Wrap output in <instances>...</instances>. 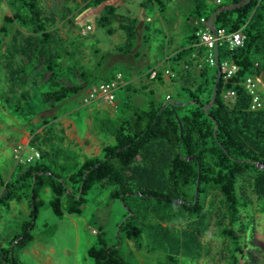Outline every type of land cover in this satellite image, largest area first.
I'll use <instances>...</instances> for the list:
<instances>
[{"label":"trees","instance_id":"trees-1","mask_svg":"<svg viewBox=\"0 0 264 264\" xmlns=\"http://www.w3.org/2000/svg\"><path fill=\"white\" fill-rule=\"evenodd\" d=\"M64 1L63 7L55 4L46 9L43 0H9L8 5L15 11L4 16L0 38L17 24L37 35L44 46L52 45L64 51L58 26L81 3L91 8L104 5L108 14L99 19L103 28L115 15V6L108 4L112 0ZM192 1V16L208 20L218 8L241 0H215L214 5L210 0ZM70 4H75L76 9L69 7ZM142 6L150 11L156 8L159 13L167 10L164 0H148ZM132 23L140 25L136 19ZM150 23L144 25L148 33ZM215 24L228 33L241 30L245 42L233 50L227 43L220 45V60L232 59L239 71L227 82L222 76L215 105L208 114L203 107L211 103L217 73L213 74L209 66L197 70L191 62L199 41V28L192 24L186 44L177 48L170 58L176 77L166 79L160 72L152 83L167 80L179 85L195 108L185 111L182 105H170L173 100L170 95L167 104L158 102L153 91L152 101L147 108H141L130 94L137 95L150 88H138L130 82L123 88L128 94L118 104L116 117L110 114L95 117L94 131L102 136L104 143L98 156L84 157L83 161L60 147L67 137L57 117L47 119L40 132L36 127L30 130L29 144L40 152L41 158L17 165L10 180L0 174V207L11 210L13 202H27L29 207L28 220L20 222L18 231L6 237L0 233V264H24L18 253L33 243L35 224L44 207L51 208L58 218L64 212L82 216L92 194L96 205L107 207L113 201H120L125 210L116 229L117 242L111 244L100 236L98 246L88 250L93 264H132L124 256L130 242L136 250L147 242L150 246L147 254L161 256L158 264H198L204 254L209 255L201 236L205 200L210 191L221 194L226 209L228 223L222 232L230 243L228 264H241L242 258H250L246 264H256L247 239L251 228L255 229L252 226L255 218L245 212L255 204V197L264 213V170L258 167L259 163L264 165V110H251V97L243 83L257 74L264 82V0H252L243 8L219 13ZM128 33L130 38L125 46L118 48L124 55H129L134 45V30ZM46 71L51 81L67 74L64 65L56 61L49 63ZM81 76L85 88L63 86L48 91L40 103L46 106L51 103L50 107L54 108L81 90L114 80L117 74L100 79L87 72H81ZM231 90L236 91L237 97L229 102L224 93ZM31 102L23 92L13 111L21 113ZM47 191L51 193L48 202ZM103 195L106 202L100 198ZM186 215L194 220V225L178 228L175 224ZM151 216L156 219L154 224L146 222Z\"/></svg>","mask_w":264,"mask_h":264},{"label":"rangeland","instance_id":"rangeland-1","mask_svg":"<svg viewBox=\"0 0 264 264\" xmlns=\"http://www.w3.org/2000/svg\"><path fill=\"white\" fill-rule=\"evenodd\" d=\"M8 1L0 3V25L4 16L12 15L15 11ZM147 1L108 2L116 9L115 15L110 17V24L105 28L99 24L100 17L108 14L104 5L91 8L81 3L79 9H76L75 4L68 5L76 11L58 26L64 40V51L52 45L44 46L37 35L17 24L12 25L10 32L1 37L4 41L0 38V174L6 180L13 178L16 166L20 165L15 162V148L19 144H29L30 130L36 127L40 132L43 123L52 117H57L65 128L67 140L60 145L64 151L77 154L81 161L84 157L101 153L104 139L94 131V119L97 115L106 114L116 117L118 103L120 105L128 94L126 90H119L115 106L96 103L93 107L82 105L86 89L56 104L54 108L50 107L51 103L47 106L40 103L41 97L48 91L63 86L85 88L86 82L81 72L93 74L97 79L120 73L138 88H150L137 95L130 94L133 102L141 108H147L152 101L151 91L158 102L167 104L166 97L170 95L173 97L172 102L184 104L181 108L185 111L195 108L196 105L188 102L187 93L181 91L179 85L167 80L161 84L158 81L150 84L147 76V72L154 68L159 72H163L164 68L171 69V55L186 44L191 25L196 20L192 16L194 3L192 0H164L167 10L159 13L156 8L150 11V5L144 9L142 5ZM210 2L211 5L215 4V0ZM55 4L60 7L66 5L64 0H43L46 9ZM133 19L140 25L135 26ZM148 22H151L149 33L144 30ZM87 26H91L92 30L86 31ZM132 30L135 33L134 39L132 37L134 45L131 53L124 55L118 48L125 46L130 38L128 32ZM205 52L202 49V55ZM54 61L63 64L67 74L62 79L51 81L46 66ZM208 68L213 74L217 73V67ZM23 92L29 95L31 105L23 108L21 113H15L13 110L17 106V99ZM28 155L26 153L24 159ZM94 196L90 195V202L82 216L64 212V216L58 218L51 208L44 207L35 224L33 243L20 254L17 252L20 260L24 264H93L88 250L98 246L100 236L115 244L117 226L125 216L124 205L120 201H113L107 207L99 206L92 201ZM100 198L106 202L105 195ZM50 199L51 193L47 191L45 200L48 202ZM253 199L255 204L245 212L255 218L252 225L255 229L251 228L247 236L251 243L248 250L256 259V264H264V213L259 210L256 198ZM205 202L201 241L209 255L204 254L198 264H228L226 257L229 255L230 243L222 232L228 220L222 196L217 191H210ZM0 214V233L6 237L18 231L20 222L28 220L29 207L27 202H13L11 210L0 207ZM146 222L154 224L156 219L151 216ZM175 225L184 229L194 225V220L186 215ZM128 244L124 256L132 264H158L161 256L147 254L150 249L147 242L142 243V248L138 250L131 242ZM248 260L250 258H242L241 264H246Z\"/></svg>","mask_w":264,"mask_h":264},{"label":"built area","instance_id":"built-area-1","mask_svg":"<svg viewBox=\"0 0 264 264\" xmlns=\"http://www.w3.org/2000/svg\"><path fill=\"white\" fill-rule=\"evenodd\" d=\"M220 3V1H218ZM207 20L205 18L196 19L194 25L199 28L197 31L198 43L196 44V49L194 50L191 62L197 68V70L203 69L205 66L216 67L215 59V47L217 41L219 42V47L222 43H227L231 50L242 47L245 42V36L243 32L237 31L234 33H228L225 29H218V37L216 38L212 31L206 28ZM92 27L87 26L86 31H91ZM202 49H205V54L202 55ZM220 66L222 71V76H224L227 82L233 78L239 71V66L232 60H220ZM258 66V64H257ZM186 69H190L186 66ZM159 70L154 68L149 72V79L155 80L159 75ZM163 75L166 79H173L176 77V73L172 69L165 68ZM245 89L251 97L250 108L252 111L264 110V95L263 88L264 82L260 75H253L248 77L243 83ZM128 82L124 79L122 74L118 73L116 78L109 82H103L99 85L87 88L86 97L84 98V104H91L92 102H100L106 105H115L118 99V92L120 89L126 87ZM226 101L232 102L236 100L237 93L234 90L224 93ZM167 100H170V96H167ZM28 153L29 155L24 159V155ZM41 158L40 152L30 146V144H19L15 148V162L18 164H30Z\"/></svg>","mask_w":264,"mask_h":264},{"label":"water","instance_id":"water-1","mask_svg":"<svg viewBox=\"0 0 264 264\" xmlns=\"http://www.w3.org/2000/svg\"><path fill=\"white\" fill-rule=\"evenodd\" d=\"M251 2H252V0H241L238 3L231 4V5H226V6H222V7L218 8L211 15V17L207 20L206 28L209 29L210 31H212L214 36L217 38L218 37V33H217V30H216L215 21H216V17L218 16V14L222 13V12H228V11H232V10H237V9L243 8V7L247 6V5H249ZM214 53H215V59H216V63H217V65H216V67H217V79H216V83H215V86H214L213 97H212L211 103H209V104H207V105H205L203 107L206 114H208L209 110L215 105V102H216V99H217L218 90H219V84H220L221 79H222V71H221L220 56H219V42L218 41L216 43V47H215ZM170 105H172V106H180V105H184V104H180L178 102H171ZM217 128H218V125L216 123L215 135H216ZM258 167L261 170H264V165L262 163H259ZM197 195H198V190H197V194H196V199H198ZM128 211L130 212V210H128Z\"/></svg>","mask_w":264,"mask_h":264},{"label":"crops","instance_id":"crops-1","mask_svg":"<svg viewBox=\"0 0 264 264\" xmlns=\"http://www.w3.org/2000/svg\"><path fill=\"white\" fill-rule=\"evenodd\" d=\"M164 69H165V68H164ZM125 80H126V79H125ZM150 81H152V80H149V83L151 84L152 82H150ZM127 82L130 83L129 81H127ZM147 83H148V82H147ZM153 84H155V83H153ZM263 92H264V88H263ZM263 95H264V93H263ZM168 96H169V95H168ZM118 97H119V96H118ZM117 102H118V100H117ZM117 102H116V103H117ZM95 103L98 104V105H99V104H100V105H105V104L100 103V102H92L91 104H87V105L83 103L82 105H85V106H88V107H93ZM116 103H115V105H117ZM118 104H119V103H118ZM115 105H113V106H115ZM117 106H118V105H117ZM29 142H30V141H29Z\"/></svg>","mask_w":264,"mask_h":264}]
</instances>
